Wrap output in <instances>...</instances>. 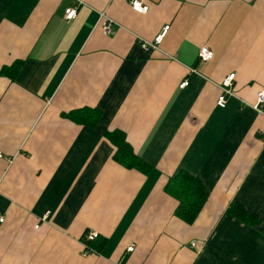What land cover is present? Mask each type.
Masks as SVG:
<instances>
[{"label":"crops","instance_id":"obj_1","mask_svg":"<svg viewBox=\"0 0 264 264\" xmlns=\"http://www.w3.org/2000/svg\"><path fill=\"white\" fill-rule=\"evenodd\" d=\"M141 1L0 0V264H264V0ZM182 172L207 191L191 223L165 191Z\"/></svg>","mask_w":264,"mask_h":264},{"label":"trees","instance_id":"obj_2","mask_svg":"<svg viewBox=\"0 0 264 264\" xmlns=\"http://www.w3.org/2000/svg\"><path fill=\"white\" fill-rule=\"evenodd\" d=\"M2 70H7V67H4ZM79 114L81 118H91L90 112L83 111ZM105 136L115 147L113 159L116 162L127 168H136L141 171L149 169V166L134 153L122 131H107ZM165 191L175 197L179 202L176 215L190 223L197 216L207 196V191L200 180L184 172L170 177L165 185ZM228 210L238 219L251 223L256 222L255 215L248 213L240 204L234 202L230 204ZM83 238L84 235L82 236ZM104 242L105 239L97 235L93 240L87 241V244L89 248L98 252Z\"/></svg>","mask_w":264,"mask_h":264},{"label":"built area","instance_id":"obj_3","mask_svg":"<svg viewBox=\"0 0 264 264\" xmlns=\"http://www.w3.org/2000/svg\"><path fill=\"white\" fill-rule=\"evenodd\" d=\"M130 6L133 10H135L138 13H145L148 9V6L143 4L141 0H130ZM77 7L76 6H70L65 9V19L70 20L76 16ZM100 19H104L102 23V29L105 33H109L111 31L110 24L112 22L111 19H108L103 13H100ZM167 30V26L164 28V31L157 35L154 38L153 44H156L160 42L163 34ZM142 45H152V43L149 42H143ZM212 51L207 46L200 47L198 51V60L200 61H207L212 58ZM234 73H230L227 75L223 80L220 88V94L217 97L216 105L220 107H224L226 104V99L228 96L232 95L231 86H232V80L234 78ZM188 84V80L185 78L183 81L179 84L181 88L185 87ZM254 108L256 111L260 113H264V89H260L256 93V103L254 105ZM1 156V153H0ZM4 221V217L0 215V223ZM38 227V225H36ZM98 233L96 231H89L84 234V238L82 239L83 244V253L88 254L90 252H96L95 250L88 247L87 241L93 240L95 237H97ZM134 248L133 244H130L127 246L128 251H132Z\"/></svg>","mask_w":264,"mask_h":264}]
</instances>
